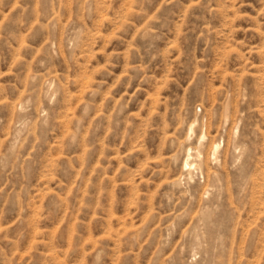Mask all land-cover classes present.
Wrapping results in <instances>:
<instances>
[{"label": "rangeland", "instance_id": "374dc122", "mask_svg": "<svg viewBox=\"0 0 264 264\" xmlns=\"http://www.w3.org/2000/svg\"><path fill=\"white\" fill-rule=\"evenodd\" d=\"M0 264H264V0H0Z\"/></svg>", "mask_w": 264, "mask_h": 264}, {"label": "bare ground", "instance_id": "6f19581e", "mask_svg": "<svg viewBox=\"0 0 264 264\" xmlns=\"http://www.w3.org/2000/svg\"><path fill=\"white\" fill-rule=\"evenodd\" d=\"M217 146H218V145L215 144V146H214V151L217 149ZM218 148H219V146H218ZM189 149H190V148H189ZM190 150H191V149H190ZM216 152H217V151H216ZM216 152H215V153H216ZM190 153H191V152H190ZM186 154H187V153H186ZM192 154H193V153H192ZM187 155L189 156V155H191V154L188 153ZM198 155H199V154H198ZM215 155H216V154H215ZM188 156H187V158L185 159V162H184V165H185V166H186V165L188 166V165L190 164V162L188 161V159H189ZM198 160H199V159H198ZM200 160H201V159H200ZM192 162H193V160H192ZM195 163H196V162H195ZM200 163H201V162H200ZM193 165H194V164H193ZM200 166H201V165H200ZM192 167L196 168L195 166H192ZM197 168H198V167H197ZM188 169H189V168H188ZM189 171H191V169H190ZM208 176H209V175H208Z\"/></svg>", "mask_w": 264, "mask_h": 264}]
</instances>
